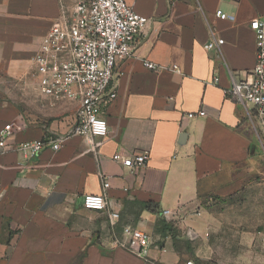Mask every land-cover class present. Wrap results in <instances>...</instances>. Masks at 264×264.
Returning a JSON list of instances; mask_svg holds the SVG:
<instances>
[{
	"label": "crops",
	"instance_id": "0c3cea01",
	"mask_svg": "<svg viewBox=\"0 0 264 264\" xmlns=\"http://www.w3.org/2000/svg\"><path fill=\"white\" fill-rule=\"evenodd\" d=\"M76 1L0 0V131L19 128L0 148V264H199L177 239L187 231L203 237L206 220L180 214L202 181L256 153L249 110L226 90L254 66L249 22L264 16V0H125L148 23L132 56L117 62L115 101L100 107L108 135L68 137L57 151L45 145L30 156L18 145L66 134L74 124L77 102L50 107L39 99L32 60L45 32ZM213 39L224 43L206 51ZM142 61L161 69L145 70ZM201 110L205 116L187 118ZM116 153L148 159L130 170L112 160ZM89 194L106 195L115 227L106 213L82 207ZM136 202L168 211L176 241L158 244L156 215L139 207L128 222ZM126 225L151 234L146 258L114 245Z\"/></svg>",
	"mask_w": 264,
	"mask_h": 264
},
{
	"label": "built area",
	"instance_id": "2783aa9c",
	"mask_svg": "<svg viewBox=\"0 0 264 264\" xmlns=\"http://www.w3.org/2000/svg\"><path fill=\"white\" fill-rule=\"evenodd\" d=\"M216 17L224 19L225 15L217 12ZM147 23L148 19L136 14L125 0H77L69 14L56 19L41 38L32 60L35 90L39 99L50 107L77 102L74 124L66 134H54L44 142L20 144L17 150L34 156L45 145L57 151L68 137H80L90 142L105 138L108 126L100 107L103 103L115 101L117 62L132 56ZM249 29L254 36V66L242 78L232 79L226 95L249 110V121L264 151V16L251 20ZM223 43L222 39H213L204 49L215 51ZM141 65L148 71L161 69L149 61H142ZM176 68L172 65L170 70L180 74ZM195 116L203 117L205 111L188 114L187 118ZM18 129L6 125L0 131V148L7 145L13 131ZM98 145L94 144L95 147ZM147 159L148 153L135 156L116 153L112 157L114 162L130 170L144 167ZM108 188V181L102 177V190L106 192ZM81 205L88 211L106 213L110 227L117 224L115 213L108 211L105 194L84 195ZM162 216L171 218L168 211H162ZM186 235L190 239L196 237L192 231H187ZM121 236L113 240L117 248L138 258L147 257L153 245L148 231L126 225Z\"/></svg>",
	"mask_w": 264,
	"mask_h": 264
},
{
	"label": "rangeland",
	"instance_id": "374dc122",
	"mask_svg": "<svg viewBox=\"0 0 264 264\" xmlns=\"http://www.w3.org/2000/svg\"><path fill=\"white\" fill-rule=\"evenodd\" d=\"M73 1L57 3L71 7ZM254 146L251 161L202 181L195 198L181 211L184 217L206 220L203 237L194 232V239H177L190 246L199 264H264V151L258 139ZM137 213L135 207L128 222L137 220ZM164 219L178 233L171 218ZM166 236L159 234L158 244L168 238L176 241V237Z\"/></svg>",
	"mask_w": 264,
	"mask_h": 264
},
{
	"label": "trees",
	"instance_id": "16d2710c",
	"mask_svg": "<svg viewBox=\"0 0 264 264\" xmlns=\"http://www.w3.org/2000/svg\"><path fill=\"white\" fill-rule=\"evenodd\" d=\"M135 207L141 208L142 211H146L148 213H151L153 215H156L157 221L155 223L154 232L157 234H165L171 238L176 236V231L169 225V223L164 219L165 217L162 216V211L158 209L156 205H153L151 203H134ZM158 228L159 232H158Z\"/></svg>",
	"mask_w": 264,
	"mask_h": 264
}]
</instances>
